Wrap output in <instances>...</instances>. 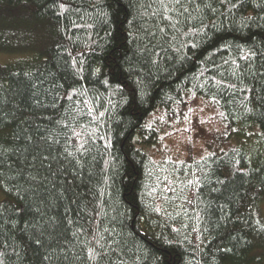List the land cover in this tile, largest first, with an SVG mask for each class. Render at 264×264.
<instances>
[{
    "label": "trees",
    "instance_id": "obj_1",
    "mask_svg": "<svg viewBox=\"0 0 264 264\" xmlns=\"http://www.w3.org/2000/svg\"><path fill=\"white\" fill-rule=\"evenodd\" d=\"M0 53V264H264V0H0Z\"/></svg>",
    "mask_w": 264,
    "mask_h": 264
},
{
    "label": "rangeland",
    "instance_id": "obj_2",
    "mask_svg": "<svg viewBox=\"0 0 264 264\" xmlns=\"http://www.w3.org/2000/svg\"><path fill=\"white\" fill-rule=\"evenodd\" d=\"M29 42L33 45L38 44V43H45V40L42 39V36H40L39 34H37V31L34 28H31V36L28 38ZM13 59V56L11 54H5V53H0V62L1 63H5V62H9L10 60ZM201 140V136H200V132L199 131H191L190 133H188L185 136H181V135H176L175 137H173L172 139H166V141L168 142L169 145H174V143L177 146V150H180L182 148H184L185 150L187 149V146L192 144V146L194 147L193 152H195L197 150V145L196 143H199ZM166 146V143H165ZM171 153H177L178 151L176 150H170ZM197 153V152H195ZM1 195V193H0ZM1 198V197H0ZM262 206V212L264 214V202L261 204Z\"/></svg>",
    "mask_w": 264,
    "mask_h": 264
},
{
    "label": "snow or ice",
    "instance_id": "obj_3",
    "mask_svg": "<svg viewBox=\"0 0 264 264\" xmlns=\"http://www.w3.org/2000/svg\"><path fill=\"white\" fill-rule=\"evenodd\" d=\"M78 135V134H77Z\"/></svg>",
    "mask_w": 264,
    "mask_h": 264
}]
</instances>
